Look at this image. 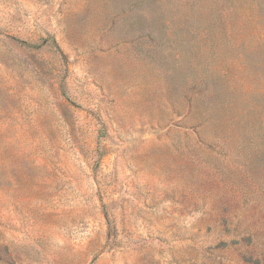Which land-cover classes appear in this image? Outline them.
<instances>
[{
	"label": "rangeland",
	"instance_id": "1",
	"mask_svg": "<svg viewBox=\"0 0 264 264\" xmlns=\"http://www.w3.org/2000/svg\"><path fill=\"white\" fill-rule=\"evenodd\" d=\"M0 264H264V0H0Z\"/></svg>",
	"mask_w": 264,
	"mask_h": 264
}]
</instances>
